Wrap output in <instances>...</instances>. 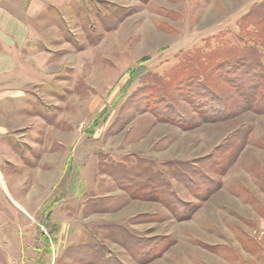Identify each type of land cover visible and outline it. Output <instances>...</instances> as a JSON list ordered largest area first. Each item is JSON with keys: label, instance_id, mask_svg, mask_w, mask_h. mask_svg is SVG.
<instances>
[{"label": "rangeland", "instance_id": "rangeland-1", "mask_svg": "<svg viewBox=\"0 0 264 264\" xmlns=\"http://www.w3.org/2000/svg\"><path fill=\"white\" fill-rule=\"evenodd\" d=\"M0 264H264V0H0Z\"/></svg>", "mask_w": 264, "mask_h": 264}, {"label": "trees", "instance_id": "trees-1", "mask_svg": "<svg viewBox=\"0 0 264 264\" xmlns=\"http://www.w3.org/2000/svg\"><path fill=\"white\" fill-rule=\"evenodd\" d=\"M232 60H233V59H232ZM243 60H244V59H243ZM245 60L247 61V62H246L247 64H249V63H251V62H252V61H249V63H248V60H247V59H245Z\"/></svg>", "mask_w": 264, "mask_h": 264}]
</instances>
